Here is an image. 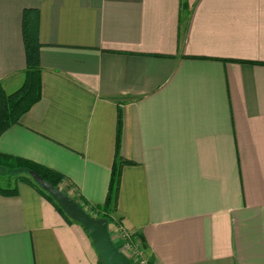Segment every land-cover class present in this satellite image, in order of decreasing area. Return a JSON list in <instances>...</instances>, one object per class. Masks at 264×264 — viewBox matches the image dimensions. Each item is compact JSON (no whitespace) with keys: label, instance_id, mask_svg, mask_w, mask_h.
<instances>
[{"label":"crops","instance_id":"obj_1","mask_svg":"<svg viewBox=\"0 0 264 264\" xmlns=\"http://www.w3.org/2000/svg\"><path fill=\"white\" fill-rule=\"evenodd\" d=\"M25 9L39 12L41 98L0 151L102 204L121 109L113 215L147 263L264 264V0H0L7 93ZM17 186L0 194V264H100L78 222Z\"/></svg>","mask_w":264,"mask_h":264},{"label":"trees","instance_id":"obj_2","mask_svg":"<svg viewBox=\"0 0 264 264\" xmlns=\"http://www.w3.org/2000/svg\"><path fill=\"white\" fill-rule=\"evenodd\" d=\"M22 36L26 58V66L22 71V82L14 91L7 93L3 89L0 80V134L12 125L18 123L20 117L41 98V66L39 60L41 43L39 41V12L37 9H25L23 11ZM121 128V109H118L116 125L117 157L112 165L109 187L105 201L102 204H90L79 194L74 192L73 195V198L83 208L87 207V212L91 216L96 218L105 217L108 222L112 219L113 213L116 211L122 166L125 163H130L127 160L118 157ZM0 168H5L9 171H16V174L11 176L12 179H10V176H6L3 181L4 183H0V194L6 196L15 195L18 191L17 182H24L31 185L49 202H51L56 210L67 221H74L63 212L54 199L47 192L41 189L29 175V171H34L39 174L43 180L49 182L54 187L61 188L60 185L63 184L66 190L74 189L72 188L73 186L71 182L67 181L66 176L62 173L29 159L1 151ZM99 263L103 264L100 260Z\"/></svg>","mask_w":264,"mask_h":264},{"label":"water","instance_id":"obj_3","mask_svg":"<svg viewBox=\"0 0 264 264\" xmlns=\"http://www.w3.org/2000/svg\"><path fill=\"white\" fill-rule=\"evenodd\" d=\"M29 175L41 189L54 199L70 219L78 222L85 229L103 264H133L112 240L107 218L91 216L72 196L43 180L36 172L29 171Z\"/></svg>","mask_w":264,"mask_h":264},{"label":"built area","instance_id":"obj_4","mask_svg":"<svg viewBox=\"0 0 264 264\" xmlns=\"http://www.w3.org/2000/svg\"><path fill=\"white\" fill-rule=\"evenodd\" d=\"M87 212V207L84 208ZM116 238L113 237L112 240L116 242V246L131 260L133 264H147L143 254L138 247L134 244L131 239V233L126 230L122 225L115 229ZM111 236V231H109Z\"/></svg>","mask_w":264,"mask_h":264},{"label":"rangeland","instance_id":"obj_5","mask_svg":"<svg viewBox=\"0 0 264 264\" xmlns=\"http://www.w3.org/2000/svg\"><path fill=\"white\" fill-rule=\"evenodd\" d=\"M16 174V171H9V170H7V169H5V168H0V183L2 184V183H4L3 181H4V178L6 177V176H10V179H12V177L11 176H13V175H15ZM18 182H21V181H18ZM17 182V183H18ZM60 187H61V189H63L64 191H66V193H68L70 196H72L73 197V195H74V192H73V190H66L65 189V187L63 186V184L62 185H60ZM120 224H121V222H120V220H119V218H117L116 216H112V219L108 222V228H109V231H111V237H113L114 239L116 238V232H115V229L118 227V226H120ZM122 225V224H121ZM125 228V227H124ZM126 230H128L127 228H125ZM129 231V230H128ZM133 242H134V244L138 247V250H140L141 252H142V254H143V248H142V243L140 244V243H138V241L136 240H133ZM115 244H116V242H115ZM117 247H119V246H117ZM144 257V256H143ZM145 258V257H144ZM146 260V259H145ZM146 262H147V260H146Z\"/></svg>","mask_w":264,"mask_h":264}]
</instances>
